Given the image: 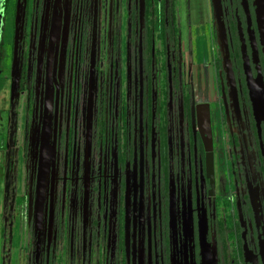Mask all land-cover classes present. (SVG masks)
<instances>
[{"label":"flooded vegetation","instance_id":"flooded-vegetation-1","mask_svg":"<svg viewBox=\"0 0 264 264\" xmlns=\"http://www.w3.org/2000/svg\"><path fill=\"white\" fill-rule=\"evenodd\" d=\"M152 3L16 1L19 83L27 54L36 96L23 199L37 259L65 249L67 264H264V0H220L222 37L209 0L213 98L153 93Z\"/></svg>","mask_w":264,"mask_h":264},{"label":"rangeland","instance_id":"rangeland-1","mask_svg":"<svg viewBox=\"0 0 264 264\" xmlns=\"http://www.w3.org/2000/svg\"><path fill=\"white\" fill-rule=\"evenodd\" d=\"M16 1L11 0L7 15H4V0H0V264H44L43 258L37 259L35 228L28 222L23 199L31 160L27 137L37 112L32 77L26 68L27 54L20 56L23 80L18 84L16 95H12ZM193 9L196 24L190 16ZM202 9L200 0H153V93H190L195 90L210 93L211 98L214 93H219L221 53L217 28L213 12H208V22H205ZM4 92L12 105L5 117V132H10L6 138L12 139L5 192ZM13 143L18 147L15 153ZM230 162L232 165V159ZM17 175L20 180L18 188ZM60 252L52 264H67L65 249Z\"/></svg>","mask_w":264,"mask_h":264},{"label":"water","instance_id":"water-1","mask_svg":"<svg viewBox=\"0 0 264 264\" xmlns=\"http://www.w3.org/2000/svg\"><path fill=\"white\" fill-rule=\"evenodd\" d=\"M215 9L216 21L220 31V37L223 36V24H222V12H221V3L220 0H212ZM17 45V41H16ZM20 80V67L17 61V54L15 52L14 58V69H13V89L12 92H16L18 89V84ZM37 154V153H36ZM47 169V158L44 153V147H41L39 167H38V175H37V190H36V208H35V217L39 224H41V208L44 201V180H45V172ZM53 217V208L51 209V218ZM40 226V225H39ZM52 227V220L50 222V229Z\"/></svg>","mask_w":264,"mask_h":264},{"label":"crops","instance_id":"crops-1","mask_svg":"<svg viewBox=\"0 0 264 264\" xmlns=\"http://www.w3.org/2000/svg\"><path fill=\"white\" fill-rule=\"evenodd\" d=\"M201 1V4H202V11L204 13V17H205V22H208V12H210L211 10L209 9V5H208V0H200ZM190 16L191 18H194V23L196 24V12H195V9L191 10V13H190ZM7 75L4 73V78H6ZM6 80L4 79V82ZM4 86H5V83H4ZM7 97V93L4 92V192L5 190L7 189V186L5 185V182H7L8 180V177H9V173L6 172L8 171V168H7V161H9V159L11 158V154L8 153L7 150H5V139H6V115L8 114L9 112V102H8V99H6ZM16 180V185H17V188L19 187V175L16 176L15 178ZM6 188V189H5Z\"/></svg>","mask_w":264,"mask_h":264},{"label":"trees","instance_id":"trees-1","mask_svg":"<svg viewBox=\"0 0 264 264\" xmlns=\"http://www.w3.org/2000/svg\"><path fill=\"white\" fill-rule=\"evenodd\" d=\"M10 2H11V0H5V6H6V8L9 6ZM3 6H4V4H3ZM163 27H165V23H164V26Z\"/></svg>","mask_w":264,"mask_h":264}]
</instances>
